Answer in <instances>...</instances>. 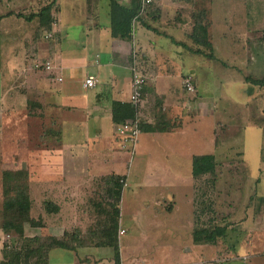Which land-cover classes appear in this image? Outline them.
Masks as SVG:
<instances>
[{"label": "rangeland", "instance_id": "rangeland-1", "mask_svg": "<svg viewBox=\"0 0 264 264\" xmlns=\"http://www.w3.org/2000/svg\"><path fill=\"white\" fill-rule=\"evenodd\" d=\"M50 1L52 0H30V2L28 0H0V14L10 13L8 11L13 10L28 16L32 12H37L42 4ZM160 1H151L146 10V14H148L144 15L145 20H149L152 12L156 9L160 15L161 9L158 7ZM165 1L168 3L171 0ZM196 1L198 3L193 4L194 11L192 13L199 8H204V11L207 10L208 34L212 45L211 49L206 51H209L213 58L194 52L189 53L190 50L187 48L184 50L178 48L183 55L179 57L174 52L177 58L171 61L178 65L174 66L175 76L171 77L173 78L172 84L177 83L176 74L179 71H188L189 75L194 77L196 74L189 72V67L186 68L187 62L192 66L194 65L197 68V76L198 74L202 76V84H205V88H207L205 92L212 91L208 96L209 98L201 91L202 86L201 88L196 86L194 93L187 92L183 88V76H181L179 91L191 101V103H183L187 110L182 112V128L179 127L180 130H175L172 135L147 134L142 131L139 133L132 153L128 150H121L127 159V166H125L127 180L123 182L119 204V228L122 227L125 231L119 237L120 244L125 248L126 246L130 247L131 253L139 250L141 255L145 254L143 259L146 264H173L180 258L181 260L185 259L187 257L185 252L188 250L190 253H198V255L206 250L205 247L200 249L195 245L193 246L191 242L192 235L190 232L192 228L190 226L193 225L191 206H195V201L199 206L200 201L203 200L204 213L208 214V217H203L206 226L212 224V220H215L216 224H220V211L228 214V220L232 222V225L237 226L236 232H244L245 236L246 229L251 225L252 227L264 225V200H261L264 198V88L245 81L246 76L259 78L264 75V0ZM71 2L73 3L69 6ZM74 2L75 0L59 2L62 11L59 17L60 24L74 20L76 22L78 19L87 21V18L94 16L95 9L101 18L108 21L107 0H99L98 4L93 3L92 8L88 9L89 12H85L83 15L84 18L82 16L84 12H81L83 9L81 3ZM190 2L194 3V1L189 0L187 3V7L190 5L189 8L192 7ZM4 6L8 9H3ZM102 6L104 7L102 8ZM178 6L180 7V5ZM57 8L58 4L55 3L53 9L57 10ZM181 8L183 9L184 6L182 5ZM55 10H53L54 13H56ZM77 11L81 13H73ZM181 14L185 15L183 12L180 13V16H182ZM160 22L167 26L168 23H171V18L167 17L165 21H158L157 23ZM38 26L39 23L36 20L29 21L23 17L10 16L7 23L0 21V72H4L0 77H3L2 81L6 83L2 88L3 90L0 91L7 93L10 90L6 89H10L12 81H23L25 76L23 68L27 66L26 54H29L30 51V48L28 52L25 50L23 38L28 37L29 34L33 35L35 27ZM166 26L161 28L171 31L172 34H167L170 38L173 35L174 38L186 41L191 48H197L189 36H184L182 32L175 31L173 28L169 29V26L168 28ZM74 28L80 30V37L76 41L82 43V29ZM184 28L186 31L189 29L186 26L183 27V30ZM38 32L41 33V30ZM186 33L188 34V31ZM83 34L85 33L83 32ZM62 36L63 51H65L67 43L70 41H67L68 39L64 35ZM170 38L168 40H171ZM168 40L166 39V43H162L166 51H169L167 44L173 46ZM77 48L74 47L76 53L73 56L75 57L80 56L83 51L80 46ZM206 48L208 47L203 49ZM87 52L89 55L92 54L90 49ZM37 61L40 65L44 62L43 60ZM42 68L41 66L35 69L40 70ZM145 80L147 81L146 77ZM201 98L203 100L200 103ZM249 99L252 100L247 103ZM244 103L247 104L243 105ZM208 107L212 112L208 111ZM14 110V112H9L7 116L9 119L15 113L24 112L23 108L19 107ZM141 110V115L138 114L139 119L147 121L148 118L143 113V108ZM149 113L152 121V112ZM97 125L103 126L104 130L108 126L107 123H95L91 124V127ZM3 137L5 142H2V138L0 140L5 154L2 155L0 150V211L2 208V168L24 169L27 164L26 161H36L35 158H31L32 155L25 154L26 145L23 139L18 138V141L15 144L11 143L12 145L9 147V139L8 137L6 139L5 132ZM95 141L99 148L104 145L106 150L111 143L109 151H112L117 150L121 139L118 136L116 141L106 138H96ZM35 143H38V140L34 139L31 144ZM27 145V147H33ZM9 149L12 150L9 151ZM202 153H211L215 156V171L212 174L206 173L193 177L191 173L192 157ZM87 156L93 157L82 154L79 159H76L79 162L77 168L86 166V161L82 158ZM98 157L100 160L103 159ZM105 159L110 158L107 156ZM70 166L73 167V165ZM34 167L38 166L34 165ZM38 171L40 170L35 172ZM70 171L72 172L71 169ZM37 175L36 173L35 177L38 179ZM36 178L33 177V179ZM44 180L46 185H43L46 186V189L45 192L42 191V196H47L50 191L54 192L56 188L51 180ZM81 181L84 180L81 179ZM36 186L33 185V189L38 200L36 201L34 198V203L32 202V215L38 221L44 218L45 222L48 223L47 225L42 223V226L35 228L28 235L33 236L37 233L35 235L39 234L40 242H45L46 238L49 237L46 235L47 232L57 233L59 230L57 228H55L56 231L53 230V226H57L54 224L57 223L55 216L45 215V217H41L42 219H38L41 216L40 211L43 204H41L40 191ZM85 187L87 188L78 187L77 190L89 189L88 186ZM94 190L95 187H92L91 192L93 194ZM190 196L192 202L189 201ZM89 198L90 200L86 196L82 198L83 202L79 206L83 210L84 217L76 220L78 224L87 227L92 225L93 228L97 220L94 215V207L97 204L98 195ZM99 198L103 200L100 195ZM97 205V212L100 207L106 206L101 203ZM155 205L162 209V212H157ZM171 205L173 209L167 210V207L169 208ZM90 215L93 217L87 218ZM212 216L215 217L211 218ZM223 222L221 221V223ZM24 226L26 227L25 230H29L28 223ZM260 231L256 230L254 236L251 237L250 243L252 244L250 245L258 246V243L252 242L253 239L254 242H259L264 249V234ZM244 237L236 243L237 247L242 243ZM232 239L234 240L235 237L233 236ZM35 246H37L36 243L33 247ZM229 248L233 250V247ZM38 257L37 254L31 255L28 264H40L41 261ZM54 259H57L56 254L52 255L51 260Z\"/></svg>", "mask_w": 264, "mask_h": 264}, {"label": "crops", "instance_id": "crops-1", "mask_svg": "<svg viewBox=\"0 0 264 264\" xmlns=\"http://www.w3.org/2000/svg\"><path fill=\"white\" fill-rule=\"evenodd\" d=\"M28 1L30 2V0ZM60 1L56 2L58 4L56 13L52 11L53 21L51 25L48 26L47 23L41 21L38 26L41 30L40 35L36 36L34 32L33 35L29 34L28 37L23 38L25 50L28 52L30 48L29 54H26L27 66L23 68L25 73L23 81H12L10 89H6L10 90L7 93L0 91V140L2 138V142H5L4 132L6 139L7 137L9 139V147L15 144L18 138L23 139L26 145L25 154L32 155L31 158L36 159L35 162L26 161L25 166V169L30 172L28 180L30 198L33 203L34 198L36 201L38 200L33 189V185H37L36 188L40 191L41 204H43L40 211L41 217L43 218L45 215L55 216L57 223L54 224L57 226H53V230L55 228L59 230L57 233L47 232L46 235L63 238L64 235L70 234L81 240V243L72 250L53 249L48 254L46 264H114V247L102 245L104 240L99 238L102 235L100 221L105 218L109 211V206L106 204L107 199L105 198L106 184L104 178L111 173L127 176L125 173L127 159L120 146L116 148L117 150L109 151L111 143L106 150L104 145L99 148L95 139L106 138L116 141L118 135L115 129L118 122L113 118V104L115 102L131 103L130 92L133 68L147 79L143 88L142 100L137 107L138 114L141 115V109L143 108V113L148 118L146 122H151L149 112L153 113L155 108L161 107L162 112H165L167 117L176 118L178 122L180 117L182 119V112L187 110L184 108L183 103L186 102L187 104L191 101L186 95L180 93L179 82L181 76L189 73L188 71L177 72L176 84H172L173 78L171 76H175L173 68L178 65L172 61L177 58L176 54L181 57L183 55L181 50L186 49V47L168 40L170 38L168 35L172 34L171 31L161 28L166 25L157 22L165 21V18L169 17L171 23H168L166 27L169 26V29L173 28L175 31L182 32L184 36H188L186 33L188 29L187 31L185 28L183 30V27L188 28L191 26L188 23L189 18H187L190 10L189 6L187 7L186 0H171L168 3L161 0L159 2L161 16L155 20L151 17H149V20H145L148 26L156 28L159 32H156L154 28L146 27L140 20H136L133 24L132 36L130 38H120L110 35L109 0H107L106 7L108 21L101 18L96 13L97 9H95L94 16L87 18V21L78 19L79 21L75 22L74 20L63 24L59 23V17L62 13ZM75 2L81 3L83 16L85 12H89L93 3L98 4L99 0H91L89 3H87V0H75ZM130 2L131 0H122V3L126 5ZM182 5L184 6L182 12L185 15L181 14L182 16H179V18L182 20H179L176 15ZM155 16H157V13H155ZM7 20L9 21V17L0 19L5 23L8 22ZM153 20L154 22H152ZM73 26L82 29V43L76 41L80 37V30ZM62 35L68 39L67 41H70L67 43L65 51H63ZM171 38L176 42L181 41L187 44L186 41L174 38L173 35H171ZM166 39L173 44V48L167 44L169 51H166L162 46V43H166ZM77 46H80L83 51L80 56L75 57L73 56L76 53L74 47L77 48ZM89 49L92 53L90 55L87 52ZM37 60L49 61L50 69L36 70L35 68L38 67H35L34 63L38 62ZM187 64L186 68L189 67V72L196 74L193 77L195 85L200 88L202 86L201 91L208 97L212 91L205 92L207 88H205V84H202V76L200 74L197 76V68L188 62ZM3 74L4 72H0V76ZM87 75H93L96 79V84L91 88H85L82 84L83 78ZM2 78L0 77V90L6 85ZM201 100L203 98L199 100L200 103ZM250 100L252 99L247 100V103H250ZM206 103H204L206 106L210 104ZM16 107L23 108L24 112L21 114L15 113L9 119L7 117L9 112ZM200 109L203 110L202 107ZM209 109L208 107V111L212 112ZM204 117L208 118L207 116ZM95 123H107V129L104 130L103 126L99 125L91 127V124ZM180 128H182V125H180ZM144 133L172 135L175 130L145 131ZM34 139L38 140V143L31 144ZM1 144V154L5 155L3 153L4 147ZM27 144L33 147H27ZM11 150L9 149V151ZM82 154L93 157L82 158L86 161V166L77 168L79 162L76 159H79ZM98 156L103 159L100 160ZM107 156L110 159H105ZM34 165L38 167H34ZM70 165H73V167ZM74 167L75 169H73ZM36 170L40 171L35 172ZM36 173L38 179L35 177ZM33 177L36 179H33ZM98 177L100 178L98 179ZM44 179L51 180L56 188L54 192L50 191L47 196H42V191L45 192L46 189ZM81 179L84 181H81ZM85 186H88L89 189L77 190L78 187L87 188ZM92 187H95L94 194L91 192ZM93 195H98L97 204H105L106 209L100 207L97 212L98 205H95L94 215L97 220L95 227L92 228V225L87 227L78 224L76 219L84 217L83 210L79 206L83 202L82 198L86 196L90 200L89 197ZM99 195L103 197V200L99 198ZM48 200L57 204L58 210L56 212L48 213L45 211L44 201ZM189 201L192 202L191 196ZM155 208L157 212H162V209H159L157 205H155ZM168 209L172 210L173 206L167 207ZM198 209H200V213ZM191 212L193 214V225L190 226L192 228L190 232L192 235L191 242L193 246L195 245L200 249L205 247L206 250L199 255L198 253L192 254L188 250L185 252L187 255L185 259L181 260L180 258L179 261H174L173 264H264V249H262L259 242H254L252 239L253 243H258V246L250 245L252 244L250 243L251 237L254 236L256 230H261L260 232L264 234V225L259 227H252L251 225L248 227L246 236L242 240V243L246 241L245 244L240 243L238 247L234 246L231 250L229 246L220 240L215 243L205 241L196 243L197 241L193 239V232L197 228L206 227V224L203 223V216L206 215V212L204 213L201 208H198L196 201L195 206H191ZM30 213L34 217L32 211ZM90 217L93 216L90 215L87 218ZM43 221L47 225L48 222H45L44 218ZM35 228L37 227L30 226L29 230H25L26 227L24 226V234H31ZM121 228L118 227L117 235L119 264H146L143 259L145 254L141 255L139 250L131 253L130 247L126 246L125 248L120 244L119 237L125 233H119ZM6 236L0 228V240H5ZM1 242L0 261L3 258ZM55 254L57 259L52 261V255Z\"/></svg>", "mask_w": 264, "mask_h": 264}, {"label": "trees", "instance_id": "trees-1", "mask_svg": "<svg viewBox=\"0 0 264 264\" xmlns=\"http://www.w3.org/2000/svg\"><path fill=\"white\" fill-rule=\"evenodd\" d=\"M56 1L57 0H52L47 2L44 4V6H41L37 12H32L28 16H25L23 13L10 10L8 11L10 13H5L3 15L0 14V19L10 16H15L18 18L23 17L25 20H36L38 23L44 21L48 26H50L53 21L52 11L55 10L53 9V6H55ZM90 1L91 0H87V3ZM193 1L194 3L190 2L192 7L194 6L193 4L198 3L196 0ZM150 3L151 2L143 4L141 0H131L130 4L126 5L125 3H122V0H109L110 35L112 37L130 38L133 32V24L136 20H140V22L145 24L146 27L151 28L144 19V15L146 16L148 14H146V10L148 9ZM186 3H189V0H186ZM158 7H160V5H158ZM192 7L189 8L190 11L188 12L187 17L189 18V24L191 25L188 29V36L191 38L192 42L196 44L197 48H191L188 43L185 44L181 41L176 42L173 40V38H171V40L178 45L181 44L191 52L213 58V55L209 51H206L207 49H211L212 45L208 34L209 22L207 20V10L205 9L204 11V8H199L195 10V12L191 13L194 11V7L193 9ZM10 8L12 9V7ZM3 9L8 8L4 6ZM182 11V8L178 9L179 13L176 15L177 19L179 18L180 12ZM155 13H157V9L154 10L152 14L150 13L151 18L154 20L158 19L160 16L158 13L157 16H155ZM179 20L182 19L179 18ZM37 29L39 30L37 27L34 31V35L36 34V36L40 35ZM155 29L156 28H154V30ZM155 31L159 32L157 29ZM204 47L208 48L204 50ZM184 78L189 79L193 89L188 90L185 86H183V88L189 93H194L196 90V85L193 77L189 74H185L183 75L182 80ZM245 80L251 82L252 85L264 88V75L259 78L246 76ZM161 109V107L157 109L155 108V111L152 113L153 120L151 122L142 121L138 116L140 132L174 131L178 129L180 125H182L181 117L180 121L178 122L176 118L171 119L170 117H167L166 113L162 112ZM113 118L118 122V124L127 120L132 121L136 118V108L131 103L115 102L113 104ZM123 150L127 151L128 149ZM215 168V156L211 153L194 155L192 157L191 173L193 177H197L206 173L212 174L214 173ZM29 178L30 172L25 168L10 169L8 167H4L1 170L2 208L0 211V228L7 236L5 240H0V242L2 241L1 252L3 256L0 264H28V259L30 256L36 254L39 256L38 259L41 261L40 264H46L48 254L53 249L60 248L72 250L75 249L76 245L81 243L80 239L70 234L64 235L63 238H57L53 235H48L49 237L46 238L45 242H40L38 235L28 236L24 234V225L26 223L33 227H39L42 226V223L44 222L41 216L38 217V219L41 218L42 220L38 221L35 217L30 215L32 201L29 192ZM124 181H126L125 174L119 175L111 173L104 178V182L106 184L105 198L107 199L106 204L109 206V211L105 218L100 221V230L102 235H100L99 238L104 240L102 245H111L114 247V264H119L117 235L120 215L119 204ZM261 200H264V198H261ZM202 201H200L198 208H201V210L204 212L205 209L204 205L202 206ZM104 208L106 209V206L102 209ZM44 209L48 213L56 212L58 210V206L55 202L48 200L44 201ZM198 212L200 213V209H198ZM224 213L225 212L220 211V224H216L215 220H212V224L210 223L201 229H195L193 232L194 240L205 241L207 243H215L217 240H220L229 247L236 246V243L239 241V239L245 236V233H237V226L232 225V222L228 220L229 215L226 213L224 215ZM215 216H212L211 218ZM203 217H208V214L204 215ZM221 221L224 222L221 223ZM233 236L235 237L234 240L232 239ZM20 242H22L21 246ZM35 243L37 246L33 247Z\"/></svg>", "mask_w": 264, "mask_h": 264}, {"label": "built area", "instance_id": "built-area-1", "mask_svg": "<svg viewBox=\"0 0 264 264\" xmlns=\"http://www.w3.org/2000/svg\"><path fill=\"white\" fill-rule=\"evenodd\" d=\"M152 0H141L143 4L149 3ZM48 37V36H46ZM35 67H43L44 69H50L51 65L49 61H44L42 65L38 62L34 63ZM60 79V78H59ZM82 84L85 88H91L96 84V79L93 75H87L83 78ZM146 84L145 77L142 76L138 70L133 68L132 77H131V92H130V102L136 108V118L134 120H127L122 122L116 126V133L120 137V147L122 149H128L131 153L135 147V144L138 140V136L140 133V128L138 125V111L137 107L142 100L143 97V88ZM183 86H185L188 90H192L193 87L188 78H184L182 80ZM124 229L121 228L119 233H124Z\"/></svg>", "mask_w": 264, "mask_h": 264}]
</instances>
